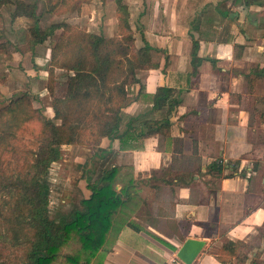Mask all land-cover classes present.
<instances>
[{
    "label": "crops",
    "instance_id": "0c3cea01",
    "mask_svg": "<svg viewBox=\"0 0 264 264\" xmlns=\"http://www.w3.org/2000/svg\"><path fill=\"white\" fill-rule=\"evenodd\" d=\"M123 3L135 46L150 48L153 67L137 72L138 83L127 87L129 102L113 140L59 147L76 152L60 159L80 169L81 200L88 197L87 182L102 170L118 166L120 179L133 181L127 220L140 230L125 225L109 251H101L102 264H183L176 252L188 238L205 242L193 264H264V7L239 0ZM106 4L108 18L98 16L104 33L117 28L115 0ZM88 20L97 18L93 13ZM13 23L0 37V106L27 94L51 118L46 82L53 42L28 48L26 37L14 39ZM95 27L87 25V31L100 34ZM192 41L198 44L194 60ZM159 87L173 90L170 115L168 105L154 106ZM165 119L168 133L129 140L139 149H120L118 136L144 133L146 125ZM228 242L247 249L223 255L222 263L215 253ZM240 251L244 262L236 259Z\"/></svg>",
    "mask_w": 264,
    "mask_h": 264
},
{
    "label": "trees",
    "instance_id": "16d2710c",
    "mask_svg": "<svg viewBox=\"0 0 264 264\" xmlns=\"http://www.w3.org/2000/svg\"><path fill=\"white\" fill-rule=\"evenodd\" d=\"M239 1L245 7H264V0ZM9 3L11 0H0V9ZM15 5L12 19L21 17L34 22L28 48L53 41L47 67L53 116L48 118L34 107L27 94L0 107V264H102L101 251H109L125 225L140 230L127 220L136 195L133 181L124 183L118 166L102 170L87 182V198L52 219L48 174L51 165L60 159L59 147H93L104 138L113 140L119 115L129 102L127 87L138 83L137 72L153 67L150 48L135 46L123 0H115L119 31L116 38L79 30L66 22L41 28L36 4ZM60 6L70 12L80 10L79 1L69 6L66 0H53L50 11ZM197 51L198 44L192 41V60ZM56 70L65 78V90L59 97L53 90ZM172 94V89L159 87L153 97L154 106L168 105L170 115L176 104L168 101ZM32 123L38 125L35 147L22 150L16 142ZM146 128L144 133L127 130L118 136L120 149L141 148L127 144L129 140L165 135L169 120ZM237 249L247 246L228 242L215 254L225 263L222 256H234ZM236 257L244 262L246 255L240 251Z\"/></svg>",
    "mask_w": 264,
    "mask_h": 264
},
{
    "label": "rangeland",
    "instance_id": "374dc122",
    "mask_svg": "<svg viewBox=\"0 0 264 264\" xmlns=\"http://www.w3.org/2000/svg\"><path fill=\"white\" fill-rule=\"evenodd\" d=\"M66 1L69 6L79 1L80 10L70 12L66 10L65 6H60L56 10L50 11V7L53 3V0H11V3L2 6L0 9V32H2V35H0V37L1 36L5 37L4 34L7 32V26H8L6 24L10 21L11 23L14 22L13 25H15V27L17 26L16 31H14L13 33L14 39L20 42V40L23 39V36L26 37V43L28 47L29 45L28 43L30 42V36L32 33L31 29L34 25V22L32 20H28L25 18L18 19V20L15 18L12 19L11 16L15 10V6H16L15 4L18 2H24L26 4H33V3L36 4L37 6L36 14L38 16L39 25L41 28H45L52 23L66 22L76 27L79 30H86V31H87V25H88L90 29L88 30L91 31V26L94 27L95 25L96 26L95 29L96 30L98 29L100 33V34L95 33L96 35H101V36L112 35V37L110 38L119 37L118 28L113 29L112 31H109L108 33H104L103 27H105L106 24L103 23V21H101L100 24L98 22V16L100 15H103L102 18L104 17L108 18L109 6H107L106 4L107 0H66ZM214 1L216 2L217 0H214ZM223 1H227V0H223ZM90 5L92 6L90 7ZM114 8L116 9V5ZM93 13L97 18L95 22L88 20L89 17H91ZM252 13L255 14V9L252 11ZM96 24H99V25H96ZM55 38L56 37H54V39ZM51 42L53 41L51 40ZM0 49H1L0 55H2L3 52L5 51L2 52L3 48H0ZM0 58L2 57L0 56ZM4 79H5V74L0 73V81L2 83L4 82ZM46 87H47V82H46ZM53 90H54L55 96L59 97L63 95L64 90H65V78L62 79L59 77L58 79V76H57V79L53 85ZM28 96L32 98L33 101L36 100L34 96H31V95H28ZM5 104H7V102L6 103L3 102L0 107L4 106ZM50 105H51V96H50ZM28 126H29L28 127L29 130H27L26 133L18 139V142H16L17 146L22 150H33V148L35 147L33 144H35V137H36L35 134L38 130V125H36L35 123H32ZM81 147L85 148L86 146H81ZM69 150L70 149L68 147L66 148L64 147L61 149V156H64V159H67V160L71 159L76 154V152L73 151L71 153ZM69 155H70V158H69ZM70 162H72V164L68 162L65 163L62 161V159H59L58 162L52 164L50 167V171L48 174V182H49V189H50L49 211H50V216L52 219H54V217H56L58 213H63V212L66 213L69 210L77 207L81 200L80 189L82 186L77 183L78 182L77 180L78 171L80 169L77 167L76 163H73V161H70ZM122 258L123 257L117 258L116 262L121 261Z\"/></svg>",
    "mask_w": 264,
    "mask_h": 264
},
{
    "label": "water",
    "instance_id": "95a60500",
    "mask_svg": "<svg viewBox=\"0 0 264 264\" xmlns=\"http://www.w3.org/2000/svg\"><path fill=\"white\" fill-rule=\"evenodd\" d=\"M204 246L203 240L188 238L176 252V257L183 264H193Z\"/></svg>",
    "mask_w": 264,
    "mask_h": 264
}]
</instances>
